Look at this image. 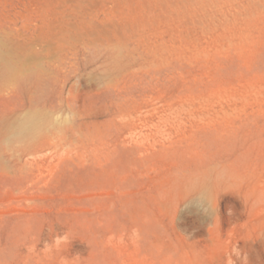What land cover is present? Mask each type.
<instances>
[{"label":"rangeland","instance_id":"rangeland-1","mask_svg":"<svg viewBox=\"0 0 264 264\" xmlns=\"http://www.w3.org/2000/svg\"><path fill=\"white\" fill-rule=\"evenodd\" d=\"M0 264H264V0H0Z\"/></svg>","mask_w":264,"mask_h":264},{"label":"bare ground","instance_id":"bare-ground-1","mask_svg":"<svg viewBox=\"0 0 264 264\" xmlns=\"http://www.w3.org/2000/svg\"><path fill=\"white\" fill-rule=\"evenodd\" d=\"M186 1V0H185ZM190 2V1H189Z\"/></svg>","mask_w":264,"mask_h":264}]
</instances>
